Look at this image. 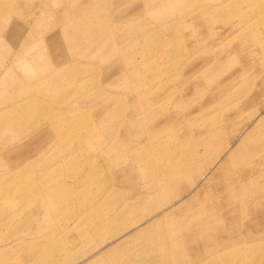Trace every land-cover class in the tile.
<instances>
[{"label":"rangeland","instance_id":"1","mask_svg":"<svg viewBox=\"0 0 264 264\" xmlns=\"http://www.w3.org/2000/svg\"><path fill=\"white\" fill-rule=\"evenodd\" d=\"M0 264H264V0H0Z\"/></svg>","mask_w":264,"mask_h":264},{"label":"bare ground","instance_id":"2","mask_svg":"<svg viewBox=\"0 0 264 264\" xmlns=\"http://www.w3.org/2000/svg\"><path fill=\"white\" fill-rule=\"evenodd\" d=\"M242 170H245V169H242Z\"/></svg>","mask_w":264,"mask_h":264}]
</instances>
